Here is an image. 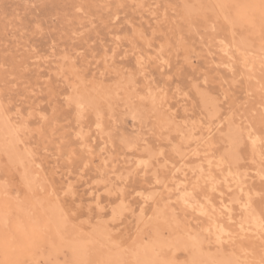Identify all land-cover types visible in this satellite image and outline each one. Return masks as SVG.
Instances as JSON below:
<instances>
[{
  "label": "rangeland",
  "instance_id": "374dc122",
  "mask_svg": "<svg viewBox=\"0 0 264 264\" xmlns=\"http://www.w3.org/2000/svg\"><path fill=\"white\" fill-rule=\"evenodd\" d=\"M235 4L0 0V262L145 264L155 255V264H191L194 250L173 243L196 234L206 239L208 256L236 254L237 264H259L264 235L241 233L238 223L245 209L239 203L250 195L264 219V84L257 82L264 69L252 74L237 44L246 36L259 43L260 11L259 19L251 18L260 31L256 37L252 24L235 23ZM226 43L234 57L222 52ZM139 55L147 61L143 67ZM223 56L233 59L232 72ZM3 115L24 126L19 141L4 135ZM211 119L220 131L201 148V170L205 179L209 173L219 178L222 194L206 179L195 195L217 207L232 202L231 220L212 215L228 230L220 242L197 205H181L171 179L179 153L184 157L195 146L181 133ZM250 129L261 139L258 150L245 137ZM235 131L242 134L237 148L227 137ZM193 160L184 162L191 180L201 171L191 169ZM161 164L166 166L159 169ZM220 171L239 174L245 191L239 192L234 176L226 188ZM69 186L72 193L65 196ZM143 195L155 198L144 207L152 219L138 223ZM9 232L40 243L27 252H6L2 242ZM76 243L86 247L82 257L72 248Z\"/></svg>",
  "mask_w": 264,
  "mask_h": 264
},
{
  "label": "bare ground",
  "instance_id": "6f19581e",
  "mask_svg": "<svg viewBox=\"0 0 264 264\" xmlns=\"http://www.w3.org/2000/svg\"><path fill=\"white\" fill-rule=\"evenodd\" d=\"M226 1H229V0H220V2L221 3H225ZM232 1H235V9H234V13H235V18H234V21H235V23L236 24H243V22L246 24V26H247V24H252V32H253V34H254V36H255V34H256V37H259V36H257V35H259L260 34V31H256V26L255 25H257L258 24V27H261V19H260V24L259 23H255V25H253V22H252V17H253V14H254V16H256L257 18H258V16H260V14L258 13L259 11V9L258 8H252L251 6L252 5H259L260 3V1L258 2L257 0H232ZM253 12V13H252ZM155 13V12H154ZM259 14L258 16L256 15V14ZM225 16V15H224ZM225 18V17H224ZM256 18V19H257ZM260 18V17H259ZM258 18V19H259ZM257 22V21H256ZM258 30V29H257ZM250 32V31H249ZM247 37V36H246ZM246 37H243L239 42H238V44L237 45H239L238 46V50H243L244 51V53H243V60L242 61H244V64L247 66V67H249V69H250V71L252 72V74H253V71H255V70H257L258 68H260V69H264V41H262V39L260 40L259 39V43H257V44H255L254 42H252V39L250 40L249 39V37L248 38H246ZM255 37V38H256ZM254 38V39H255ZM260 38H261V36H260ZM232 48V47H231ZM231 48H230V46L226 43V45L222 48V52H224V53H226V55H228V56H233L232 55V53H233V51L231 50ZM237 53V52H236ZM248 53H255V56L254 55H249ZM258 53V54H257ZM223 55V54H222ZM238 55V54H237ZM142 56L141 55H139V57H137L138 58V64H139V66H141V67H143V65L144 64H146L147 63V61H143L142 60V58H141ZM224 57V56H223ZM225 57H227V56H225ZM224 57V58H225ZM234 57V56H233ZM232 57V58H233ZM262 57V58H261ZM227 59H228V57H227ZM226 59V60H227ZM163 60H164V58L163 59H159V61H162L163 62ZM226 60H225V62H226ZM240 60V59H239ZM242 61H240V62H242ZM225 62H223L222 64H224V65H226L227 66V68L226 69H228V71L229 72H232L233 70H234V66H233V59H228L227 60V62L225 63ZM137 63V62H136ZM159 63V62H158ZM163 67H164V65H162ZM137 67H138V65H137ZM60 69V68H59ZM139 70H140V67H139ZM262 70H260V72H261ZM145 72V71H144ZM263 72V75H262V77H260V80L258 79V78H255L256 80L258 79V81L257 82H259L260 84L261 83H263L264 84V71H262ZM233 73H236L235 71L233 72ZM231 74V73H230ZM256 74V73H255ZM234 75V74H233ZM253 76V75H252ZM256 76V75H255ZM258 76V75H257ZM254 77V76H253ZM261 81V82H260ZM225 82V81H224ZM263 84H262V86H263ZM224 86H225V84H224ZM223 86V87H224ZM222 88V87H221ZM253 88V87H252ZM222 90V89H221ZM264 90V89H263ZM224 91V90H223ZM152 91H149V94L151 93ZM162 92V91H161ZM164 93V92H163ZM229 93V92H228ZM153 94V93H152ZM161 94V93H160ZM227 94V93H226ZM226 94H224L225 96H226ZM161 95H164V94H161ZM220 95H221V92H220ZM152 96H154V95H152ZM152 96H150V97H152ZM157 96V95H156ZM160 96V95H159ZM165 97H166V95H165ZM155 98V97H154ZM157 98V97H156ZM160 98V97H159ZM161 98H163V97H161ZM222 98H225L224 96L222 97ZM161 100V99H160ZM163 101H164V99H163ZM76 104H77V106H78V108H80L79 110L80 111H83V109L81 108V103L79 102V101H76ZM157 104H158V102H157ZM1 106V105H0ZM259 107V106H258ZM2 108V107H1ZM1 110V109H0ZM2 110H3V108H2ZM174 111V110H173ZM171 112V111H170ZM171 113H173V112H171ZM2 118V130H3V133H4V135H9L11 138H14V140H16V141H19V139H18V135H19V133L20 132H22L23 131V128H24V126H21V124L19 125H17L15 122H13L11 119H9L7 116H2L1 117ZM208 118V117H207ZM173 120V119H172ZM178 121V120H177ZM197 121V120H196ZM199 121V120H198ZM196 122V123H194V124H191L190 126H189V128L186 130L185 128V132H182L181 133V135H182V139H184L185 141H188V140H190V139H194L193 140V142H194V144H195V146L192 148V149H190L189 151H187V154L186 153H184V157L183 156H181L182 155V152H181V154L179 153V157H180V159H182L181 161H180V164H178V165H176V166H173V162H172V166H173V169H171L170 167H169V169H171V179L173 180V182H174V185H175V187H176V191H178L179 192V190L181 191V193H180V195L177 197V198H179V201H180V203H181V205L182 206H184V207H189V209L190 208H195V206L194 205H197L198 206V212L200 213V214H203V215H205V216H208V218H209V220L210 221H208V223H211V227H209V228H212V229H214L213 231V233H214V235L217 237V241H219V240H221L224 236H228V230H227V228H226V226H225V224L224 223H222V222H220L219 220H216V218H214V217H212V215H213V213L214 212H217V213H219V214H222V216H225V217H227V218H229L230 220H231V215H232V213H233V209H234V207L232 206L233 204H231L232 202L231 201H229V200H226V201H221V204H219V206L217 207L216 206V204L215 203H213L210 199L209 200H207V201H205V202H201L199 199H198V197L195 195V193H196V189L207 179V180H209L210 182H211V187L213 188V189H216V191H219L221 194H222V192L220 191V190H217V184H218V181L220 182V180H219V178H214V174H212V173H209V175H207L208 176V178H206L205 179V177H206V175L205 174H203V172H202V170H201V167H202V162H201V148H202V146L206 143V142H208L209 140H210V138L213 136V134L214 133H216L217 131L219 132L220 131V127L218 128V129H216L215 128V125H214V122L212 121V119H211V121L210 120H207V121H200V122ZM170 122H171V120H170ZM184 122V121H183ZM192 122H194V121H192ZM172 123H174V122H172ZM185 123L187 124V122H184V125H185ZM221 123V122H220ZM181 124H182V122H181ZM183 125V124H182ZM187 125H189V124H187ZM186 125V126H187ZM217 125V124H216ZM98 127H101V125L100 124H98ZM78 128V127H77ZM102 128V127H101ZM182 128V127H181ZM79 130V129H78ZM81 131V130H80ZM87 132V131H86ZM78 134H80V132L78 133ZM82 134V133H81ZM102 134V133H101ZM240 135H242V134H240V133H238L237 131H235V132H231V133H229V135L227 136L233 143H235V147L237 148L238 147V145L241 143V141H242V138H241V136ZM5 137V136H4ZM246 138H247V140H248V143H249V145H250V147H252V148H254L255 150H258L259 149V146H258V144H260V142H261V139H260V137L257 135V133L256 132H254V130H252V129H250L248 132H247V134H246V136H245ZM3 138V137H2ZM4 139V138H3ZM84 140V139H83ZM5 141V140H4ZM15 141V142H16ZM145 141V140H144ZM192 141V140H191ZM190 142V141H189ZM8 143V142H7ZM186 143V142H185ZM191 143V142H190ZM9 144V143H8ZM14 144H18V143H14ZM12 145V144H11ZM242 145V144H241ZM3 146H4V143H3ZM3 146H2V148H3ZM8 146V145H7ZM104 146V145H103ZM5 147V146H4ZM11 147V146H10ZM7 148V147H6ZM17 148V147H16ZM15 148V149H16ZM132 148V147H131ZM184 148H186V147H184ZM8 149H10V148H8ZM253 149V150H254ZM3 150V149H2ZM7 150V149H6ZM6 150H3V151H6ZM91 150V149H90ZM237 150V149H236ZM7 152H9L8 150H7ZM17 152L19 153V151L17 150ZM95 152V151H94ZM93 152V153H94ZM188 152H189V154H188ZM234 152H236V151H234ZM12 153V152H11ZM14 153V152H13ZM16 153V152H15ZM17 153V154H18ZM10 154V153H9ZM22 154V153H21ZM89 154H91L92 155V153H89ZM14 155V154H13ZM20 155V154H19ZM88 155V154H87ZM99 155H100V153H99ZM99 155H95V156H99ZM14 156H16V155H14ZM88 156H90V155H88ZM235 156V160H238V154H236V155H234ZM233 156V157H234ZM9 157V156H8ZM18 157V156H17ZM23 157V156H22ZM92 157V156H91ZM101 157V156H100ZM162 157H163V155H162ZM183 157V158H182ZM189 157H193V166L191 165L190 167H191V169H195V170H201V171H199V173H197V176H195L192 180L190 179V178H187L186 177V175L184 174L185 172H184V169L187 167V165L186 164H184V162L187 160V159H189ZM98 158V157H97ZM96 158V159H97ZM164 158V157H163ZM22 158L20 157V160H21ZM179 159V158H178ZM177 159V160H178ZM231 159V158H230ZM254 159V158H253ZM14 160V159H13ZM91 160H92V158H91ZM99 160V159H98ZM102 162H106L107 161V159L106 158H101L100 159ZM16 161V160H15ZM87 161V160H86ZM126 161V160H125ZM166 161V160H165ZM232 161H233V159H232ZM88 162V161H87ZM92 162V161H91ZM168 162H169V160H168ZM101 163V162H100ZM165 163V162H164ZM169 163H171V162H169ZM175 163V162H174ZM192 163V162H191ZM256 163V162H255ZM23 164H24V162H23ZM95 164V163H94ZM97 164V163H96ZM166 164V163H165ZM162 165L161 164V166H159L158 165V167H160L159 169H161V168H164L166 165ZM88 165V164H87ZM106 166H107V164H105ZM235 166V165H234ZM100 167H101V165H100ZM105 167V166H104ZM109 167V166H108ZM156 167H157V165H156ZM157 167V168H158ZM233 167V166H232ZM111 168V167H110ZM99 169H101V168H99ZM105 169V168H104ZM167 169V168H166ZM189 170V168H186V170ZM102 170V169H101ZM101 170H99V171H101ZM106 170V169H105ZM207 170V169H206ZM210 171V170H209ZM102 172V171H101ZM103 172H105L104 170H103ZM160 172V171H159ZM31 173L32 172H28V174L30 175V182H32V184H34V178H33V176L31 175ZM107 173V172H106ZM220 173H221V171H220ZM222 174V178L224 179V182L226 183L225 185H226V188H229V182H230V178L229 177H233L234 175H233V173H228V174H226V173H221ZM158 175V174H157ZM239 175V174H238ZM234 176L232 179L234 180V184L236 185V184H239V192L241 193V192H243V191H245V187H244V182L242 181V179H241V176L239 175V176ZM102 176V175H101ZM156 178H157V176H155ZM161 177V176H160ZM258 177V176H257ZM100 178V177H99ZM121 178V177H120ZM192 178V177H191ZM259 178H264V174L263 173H261V172H259ZM165 179V178H164ZM168 179V178H167ZM171 179H170V181H171ZM191 181H190V180ZM99 180H101V182H102V179H99ZM157 180V179H156ZM163 180V179H162ZM166 180V179H165ZM160 181V180H159ZM164 181V180H163ZM169 182V181H168ZM103 183H105L106 184V181L105 182H103ZM102 183V184H103ZM163 182H161V184H162ZM41 184V183H40ZM171 184H172V182H171ZM192 184V185H191ZM172 186V185H171ZM158 188V187H157ZM199 189V188H198ZM160 190V189H159ZM115 191V190H114ZM238 192V193H239ZM152 193V192H151ZM169 193V192H168ZM239 193V194H240ZM247 194H248V192H247ZM244 195V194H243ZM158 197H159V195H158ZM250 197H251V195H250ZM250 197H247L246 196V198L243 200V201H241L240 202V200L238 201V202H240L239 203V205L240 206H242V207H245V209L243 210V213H244V215H243V217H242V215L241 216H239V217H241V218H239V223H238V225H239V228H241V229H239V230H241L240 232L241 233H244V231H249V230H252L253 231V233H255V234H257L258 236H260L261 238H263V235H264V228H262L261 227V225L262 224H264V219L261 217V215L259 214V213H257V212H255L256 210H253V208H252V201H251V199H250ZM253 197V196H252ZM176 198V197H175ZM142 200H141V205H140V207H141V211H139L140 212V214L141 215H139L140 216V218L138 217V220H136L138 223H139V221L140 220H142V219H146L147 217H148V214L146 213V210L144 209V207L145 206H147L149 203H151L152 202V204L155 202V198H153V196L152 195H143V197L141 198ZM158 199H160V198H158ZM235 199H238V197L236 198L235 197ZM235 199H233V200H235ZM222 200V199H221ZM232 200V201H233ZM122 201V200H121ZM124 202V201H123ZM155 205L156 204H154V207H152V209H156L157 210V208L155 207ZM238 205V204H237ZM158 206V205H157ZM255 206V205H254ZM159 207V206H158ZM160 207H161V205H160ZM164 209L163 210H161V211H163V212H165V209H166V207H163ZM256 208V207H255ZM161 209V208H160ZM155 210V211H156ZM222 210L225 212V214H223L222 213ZM132 211H134V209L132 210ZM148 212V211H147ZM259 212V211H258ZM151 213V212H150ZM164 214V213H163ZM261 214H262V212H261ZM137 215V216H138ZM165 216V215H164ZM50 219V218H49ZM147 219H152V218H147ZM157 219V218H156ZM163 219H164V217H163ZM206 219V218H205ZM223 219V218H222ZM221 219V220H222ZM229 220V221H230ZM238 220V219H237ZM149 221V220H148ZM147 221V222H148ZM162 221V220H161ZM217 221H219V222H217ZM235 221V220H234ZM140 222H142V221H140ZM227 222V220H225V223ZM144 223V222H143ZM137 224V223H136ZM179 224V223H178ZM143 226H146L145 224H142ZM210 225V224H209ZM137 227H139V226H137ZM205 228H207V227H205ZM208 228V229H209ZM243 231V232H242ZM142 232V231H141ZM144 232H145V230H144ZM188 233V232H187ZM252 233V232H251ZM106 234H108V233H106ZM106 234H105V236H106ZM143 234V233H142ZM109 235V234H108ZM214 236V237H215ZM157 237V236H156ZM215 237V238H216ZM231 237V236H230ZM235 237V236H234ZM257 237V236H256ZM232 239H234L233 237H231ZM157 239V238H156ZM219 239V240H218ZM231 239V240H232ZM223 240V239H222ZM112 242H114V241H112ZM154 242V241H153ZM156 242H157V240H156ZM220 242V241H219ZM231 242V241H230ZM106 243H107V241H106ZM158 243V242H157ZM83 244V243H82ZM173 244H175V245H183L184 247H186V248H191V249H193L194 250V254H193V256H192V260H191V264H204V262L205 263H207V264H237L238 263V255H236V254H232V255H230V256H223V255H221V257H223V258H221V259H217L215 256H208V255H206V253H204V245L206 244V239H204V237L203 236H199V235H196L195 234V236H193V235H189L187 238L185 237V238H183V239H179V240H177L176 241V243H173ZM172 244V245H173ZM220 245V244H219ZM72 248H74V251H76L77 252V254L78 255H80L81 256V254H82V251L86 248L85 247V245L83 244V245H81L80 243H76V244H73L72 245ZM84 248V249H83ZM156 248V247H155ZM159 248V247H158ZM157 248V249H158ZM177 248V247H176ZM143 251V250H142ZM233 252V251H232ZM84 253V252H83ZM122 254V253H121ZM138 254V253H137ZM158 254V253H157ZM77 255V256H78ZM82 257V256H81ZM137 258H138V255H137ZM155 255H153V256H150V257H148L147 259H145V261H143L145 264H155ZM166 262V261H165Z\"/></svg>",
  "mask_w": 264,
  "mask_h": 264
},
{
  "label": "snow or ice",
  "instance_id": "6c2138e0",
  "mask_svg": "<svg viewBox=\"0 0 264 264\" xmlns=\"http://www.w3.org/2000/svg\"><path fill=\"white\" fill-rule=\"evenodd\" d=\"M252 8H258L260 11V19H261V39L264 41V0H260L259 5H252ZM72 193V188L69 186L67 189H64L65 196H68ZM69 215H75L74 212L69 213ZM67 219V216L65 217ZM264 228V224L261 225ZM3 246L5 251H20L27 252L31 249V247L37 246L40 243L39 239L29 238L27 241H21L14 233H6L3 238ZM0 264H27V261H7L0 262ZM259 264H264V256L259 261Z\"/></svg>",
  "mask_w": 264,
  "mask_h": 264
}]
</instances>
